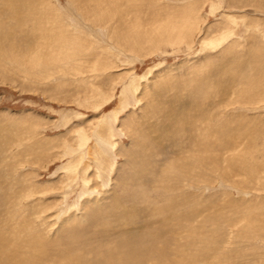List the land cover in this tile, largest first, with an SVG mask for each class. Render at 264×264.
I'll return each instance as SVG.
<instances>
[{
  "label": "rangeland",
  "instance_id": "374dc122",
  "mask_svg": "<svg viewBox=\"0 0 264 264\" xmlns=\"http://www.w3.org/2000/svg\"><path fill=\"white\" fill-rule=\"evenodd\" d=\"M88 4L0 0V264L126 259L121 235L185 199L164 264H264V0H110L125 24Z\"/></svg>",
  "mask_w": 264,
  "mask_h": 264
},
{
  "label": "bare ground",
  "instance_id": "6f19581e",
  "mask_svg": "<svg viewBox=\"0 0 264 264\" xmlns=\"http://www.w3.org/2000/svg\"><path fill=\"white\" fill-rule=\"evenodd\" d=\"M73 1V0H72ZM92 0H88V2H89V4L88 5H91V6H93L92 8H93V10H96L95 8H98L99 9V7L98 6H100V4H98V3H103L104 4V2H105V4H106V6H103L102 8L103 9H101L102 11L103 10H105L106 8L107 9H109L111 6H110V4H109V2H110V0H102V1H100V2H95L96 0H93V3L91 2ZM85 7L87 6V5H84ZM102 6V5H101ZM89 7V6H88ZM88 7H86V9H88ZM81 8V7H80ZM79 8V9H80ZM101 8V7H100ZM78 9V10H79ZM84 9V8H83ZM106 9V10H107ZM89 10H91L90 8H89ZM93 10H91V11H93ZM111 10H114L112 7H111ZM99 11V10H98ZM108 11V10H107ZM124 10L123 9H120L119 11H117L116 9L114 10V14H116L117 15V20H116V22L118 21V22H121L122 24H125V21H126V19L124 18L125 17V14H124ZM103 13H104V11H103ZM105 14H106V12H105ZM104 14V15H105ZM107 15H109L108 13H107ZM98 19L99 18H101V17H97ZM94 19V18H93ZM101 20V19H100ZM119 24V23H118ZM125 26V25H124ZM125 31V30H124ZM124 31H122L123 33H124ZM230 33V32H229ZM229 33H226L227 34V36L229 35ZM226 36V35H225ZM229 37H230V35H229ZM228 38V37H227ZM225 39V38H224ZM49 42V41H48ZM47 43V42H46ZM47 46V45H46ZM244 67V69H240V71H244V73H245V76H247L248 77V75L249 74H251L248 70L250 69V68H252V67H246L245 65L243 66ZM241 72V73H242ZM243 74V73H242ZM248 74V75H247ZM245 76H244V78H245ZM246 77V78H247ZM245 78V79H246ZM250 79V78H249ZM248 79V80H249ZM242 82L244 83H246L247 82V80H243L242 79ZM130 84V83H129ZM195 90V89H194ZM194 93H197V92H194ZM193 93V94H194ZM196 95V94H195ZM204 96V95H203ZM183 114V113H182ZM205 117V116H204ZM179 122V121H178ZM188 122V121H187ZM187 122H185L184 121V123L186 124ZM192 123V122H191ZM185 124L184 125H182L181 124V127L182 126H185ZM174 126H176V124H173ZM179 125V124H178ZM172 127V126H171ZM192 127H194L193 125L191 126V128ZM161 128V127H160ZM169 129V128H168ZM182 130V129H181ZM190 130V129H189ZM173 131V130H172ZM180 131V130H179ZM179 131H177V132H179ZM169 132V131H168ZM173 132H175V131H173ZM164 133V132H163ZM176 133V132H175ZM174 133V134H175ZM172 134V133H171ZM163 137V136H162ZM180 138H181V136H179ZM140 138V137H139ZM168 138V137H167ZM171 138V137H170ZM148 139H150V138H148ZM168 140V139H167ZM178 139H176V141H177ZM145 141V139H143V138H141L140 140H139V142H138V145L140 144V142H144ZM170 141V140H169ZM174 141V140H173ZM149 143H150V141H149ZM152 144L153 145H155L156 146V141H153L152 142ZM141 146H142V144H141ZM141 146H139V147H141ZM142 148V147H141ZM215 150V149H214ZM139 151V150H138ZM143 151H145V150H143V149H141L140 150V152L139 153H141L140 154V156H138V155H136L135 154V160H132L131 161V165L133 166V169L134 170H141V168L140 167H144V166H146V164H147V161H149V155L148 154H142V152ZM21 152V151H20ZM145 153V152H144ZM86 155V154H85ZM22 156V155H21ZM75 157V156H74ZM239 160V159H238ZM133 162V163H132ZM79 165V164H78ZM199 165V164H198ZM196 170V169H195ZM163 171V170H162ZM78 174V173H77ZM196 174V173H195ZM177 177V176H176ZM92 181V180H91ZM163 183V182H162ZM169 191V190H168ZM29 192V191H28ZM169 193V192H168ZM161 194V193H160ZM142 196V195H141ZM10 197V196H9ZM162 197H163V195H162ZM161 197V198H162ZM155 198V197H154ZM144 199V198H143ZM7 200V199H6ZM118 200V199H117ZM189 200V199H188ZM188 200L187 199H185V200H175V201H177V203L175 202V201H173L172 203H176V205L175 204H173V205H171V203H166V202H164V203H166L167 205H169L170 204V206H167V209L169 210V211H167V214H166V216H164L163 218H164V220L165 221H158V220H154V221H152V220H150L149 222H142V224L140 225L141 227L142 226H146V227H148V226H153V228L149 231V230H144L143 231V233L141 234L140 233V235H127V236H124V235H121V240L124 242L123 243V251H126L127 252V256H126V259H116V262H114V259H112V260H108L107 261V264H164V262L163 261H161L160 260V255H159V253H158V250H160L161 251V249H159L160 248V246H159V244H158V246L156 245V244H154L153 243V241H154V239L155 238H158L159 239V242L161 241V239H162V237L164 236V235H166V234H168L171 230H163V229H165V227L168 225V223L170 222L171 224H172V226L174 225V224H178V222L179 223H187V222H189V220H190V218H189V216H191V215H195V213H196V211H190V212H188V213H186V212H179V210L177 209V207L178 206H180L181 208H183L187 203H188ZM158 201V200H157ZM147 202V201H146ZM145 202V203H146ZM161 202V201H160ZM169 202V201H168ZM14 203V202H13ZM117 202L115 201L114 203H113V207H112V210H114V205L116 204ZM119 203V202H118ZM120 203H122V202H120ZM151 203V202H150ZM150 203H149V205H150ZM153 203V202H152ZM159 203V202H158ZM39 204V203H38ZM52 204V203H51ZM190 204V203H189ZM118 205V204H117ZM117 205H115V208L117 207ZM125 205V204H124ZM152 205H154V204H152ZM157 205V204H156ZM155 205V206H156ZM160 205H165V204H160ZM159 205V206H160ZM178 205V206H177ZM196 205V204H195ZM123 206V205H122ZM147 206V205H146ZM166 206L164 207V208H166ZM199 206V205H198ZM49 207V206H48ZM157 207H158V205H157ZM161 207V206H160ZM159 207V208H160ZM128 208V207H127ZM193 208V207H192ZM129 209H130V207H129ZM132 209V208H131ZM139 209H141V208H139ZM146 209V208H145ZM150 209V208H149ZM151 209H153V207H151ZM175 209H177V210H175ZM46 210V209H45ZM96 210H99V209H96ZM118 210V209H117ZM121 210H124V209H121ZM134 210V209H133ZM138 210V209H137ZM148 211V210H147ZM152 211V210H151ZM188 211V210H187ZM140 212V211H139ZM146 212V211H145ZM144 212V213H145ZM158 212V211H157ZM165 212V211H164ZM135 213V212H134ZM141 213V212H140ZM143 213V214H144ZM155 213V212H154ZM154 213H149L150 215H152V217H157V216H155V215H153ZM142 214V215H143ZM148 214V215H149ZM38 215V214H37ZM137 215H138V213H137ZM149 215V216H150ZM43 216V215H42ZM111 219L110 220H107V221H109V223L112 221V222H115V223H117V224H119L120 226L121 225H123V226H126V228L127 227H130V226H133L134 224H138L137 222L139 221V219L137 220V218H136V216H133V213L131 212V211H129V210H124L123 212H117V213H113V211L111 212V214H109L108 215ZM161 217H162V215H160ZM159 216V217H160ZM39 217V216H38ZM152 217H149L150 219L152 218ZM40 218H42L41 216H40ZM40 218H38V219H40ZM44 218V217H43ZM42 218V219H43ZM36 219H37V217H36ZM99 220H98V224H101V223H107L106 221H105V219H103L102 217H101V213H99V218H98ZM158 219V218H157ZM189 219V220H188ZM43 223H44V221H43ZM157 223H158V225H157ZM140 224V223H139ZM162 224H163V227L161 228V226H162ZM155 225H157L156 226V228H155ZM114 226H118V225H114ZM170 227V226H169ZM255 230V229H254ZM36 232V231H35ZM41 234H44V232H41ZM41 234H38L37 236H36V238H35V240H33L34 239V237L32 236V234H30L29 233V245L26 243V244H23V242H20V243H18L17 244V246L15 247V245H14V247L16 248V251L18 250V252H20V254L22 253L23 255H21L22 256V258H24V260L25 261H31V260H33V261H35V259H36V257L38 256V258H40V259H43L44 258V255L43 256H41L40 254H43V252H44V250L45 249H43V242L42 241H40L39 239H43L44 240V237L42 238L41 236ZM69 234H72V232L70 231L69 232ZM74 235V234H73ZM173 235V234H172ZM172 235H170V237L172 236ZM174 236V235H173ZM239 237V236H238ZM171 238H173V237H171ZM166 239V238H165ZM54 241V240H53ZM170 241V240H169ZM63 242V241H62ZM67 242H71V243H73V244H75L76 243V241L74 242V240L73 239H67V240H65V242L64 243H67ZM161 242H163V241H161ZM160 242V243H161ZM164 242H166L167 243V241H164ZM6 243V242H5ZM70 243V244H71ZM85 243V242H84ZM109 243H110V239H109ZM45 244V243H44ZM77 244V243H76ZM83 244V243H82ZM81 244V245H82ZM69 247H71V246H69ZM151 247H153V250H151ZM171 247V246H170ZM12 248H13V246H12ZM104 248H108V247H104ZM65 249V248H64ZM96 249H98L97 247H96ZM113 249H114V247H113V245H112V249L109 251L110 253H112L113 252ZM12 250V249H11ZM72 250V249H71ZM43 251V252H42ZM51 251V250H50ZM73 251H75L76 252V250L74 249ZM73 251H71L72 253H73ZM86 251V250H85ZM65 252H67V250L65 249L64 250V253ZM84 252V251H83ZM168 252V251H167ZM17 253V252H16ZM88 253H90V252H88ZM88 253H86V254H88ZM14 254V253H13ZM61 255H63L62 253H60ZM10 255V254H9ZM16 255V254H15ZM65 255H67L68 257L70 256V255H72V257H73V260H79V262H77V261H74V262H70V261H68V264H102L101 262H102V258H104V257H109V254L108 253H104V251L103 250H101L100 252H96V253H94V254H92L93 256V261H92V263L91 262H87L86 260H85V257H84V255L85 254H82V251H81V253H79V251H78V257H74L73 256V254H70L69 253V251H68V253H66ZM64 255V256H65ZM77 255V254H76ZM163 255V254H162ZM224 255V254H223ZM2 256V255H1ZM10 256H12V255H10ZM14 256V255H13ZM30 256H33L32 257V259L30 258ZM66 256V257H67ZM18 257H20V256H18ZM17 257V258H18ZM42 257V258H41ZM67 257V258H68ZM12 258V257H11ZM14 258V257H13ZM15 258H16V256H15ZM14 258V259H15ZM162 258V257H161ZM167 258V257H166ZM41 261V260H40ZM12 262H14V261H12ZM19 262V261H18ZM18 262H15L16 264H18ZM66 263V262H65ZM169 264H176V261H174V262H168ZM13 264V263H12ZM166 264V263H165Z\"/></svg>",
  "mask_w": 264,
  "mask_h": 264
}]
</instances>
